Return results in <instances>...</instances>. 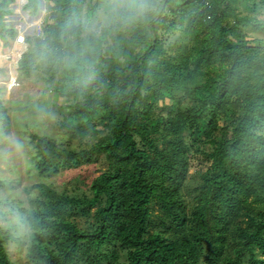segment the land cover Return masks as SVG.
Instances as JSON below:
<instances>
[{"label":"trees","instance_id":"1","mask_svg":"<svg viewBox=\"0 0 264 264\" xmlns=\"http://www.w3.org/2000/svg\"><path fill=\"white\" fill-rule=\"evenodd\" d=\"M100 1L106 2L95 0L87 12ZM13 2L0 0L4 46L16 36L1 27ZM51 2L40 31L55 37L85 0ZM152 2L145 23L116 33L91 80L60 75L56 93L74 102L57 128L70 143L96 141L64 147L31 134L41 176L99 156L107 167L91 181L90 195L43 183L25 189L27 199L15 209L29 229L30 264H264V50L240 32V26L264 31V24L236 13L238 5L253 10L264 0ZM37 3L26 0L23 8L34 15ZM178 27L185 44L171 54L164 38ZM35 39L25 37L28 45ZM34 62L29 48L18 68L29 76ZM56 73L52 67L47 75ZM0 124L7 134L1 100ZM197 155L208 167L188 188ZM12 211L0 208V216ZM10 241L18 242L0 227V264H11Z\"/></svg>","mask_w":264,"mask_h":264},{"label":"rangeland","instance_id":"2","mask_svg":"<svg viewBox=\"0 0 264 264\" xmlns=\"http://www.w3.org/2000/svg\"><path fill=\"white\" fill-rule=\"evenodd\" d=\"M103 1L97 3V6ZM26 0H14L9 5L11 14L1 21L3 30L13 29L26 35L30 39L36 38L37 26L42 25L47 19L48 11L52 5L51 0H38L36 13L31 14L30 9H24ZM95 4V0H85L83 10L87 11L89 5ZM96 6V8H97ZM252 7V5L250 4ZM236 13L239 15L254 17L264 24V6L256 4L254 9L238 5ZM240 32L246 40H253L255 44L261 41L264 50V31L253 30L250 26H240ZM9 45L4 46V40L0 37V69L5 74L0 75V100L7 110L10 119V130L7 134L2 131L0 124V201L4 203L0 208L9 211L0 216V227L7 229L18 240L5 244V250L11 264H30L25 257L28 242V227L22 222L21 215L17 212L16 202L27 199L25 189L34 184L43 183L53 187L56 191L68 195H90L91 181L107 167V161L103 156L97 157L92 163L83 165L77 169L63 170L58 173L41 176L34 168L36 150L31 134L45 136L56 144L64 147H75L81 143L94 142L98 137L76 139L68 142L67 137L57 128V122L69 115L66 108L74 102L70 97L56 93L61 83L60 75L56 73L53 78L48 77L47 72L53 66L39 67L34 62L29 76L24 75L18 68L21 56L30 48L27 43L17 45L14 39H8ZM164 47L171 54L180 51L185 41H181L180 29L164 38ZM49 78L46 81V78ZM166 104H170L168 99ZM159 105H162L161 102ZM158 111V110H156ZM47 113L41 118V114ZM165 114V112H162ZM9 133H14L21 141L20 150L10 149L6 139ZM264 133V129H262ZM208 167V162L201 155H197L190 161V169L187 175L186 185L192 188L199 183V174ZM32 191L30 196H35ZM191 196L186 199L190 201ZM84 223V222H83Z\"/></svg>","mask_w":264,"mask_h":264},{"label":"clouds","instance_id":"3","mask_svg":"<svg viewBox=\"0 0 264 264\" xmlns=\"http://www.w3.org/2000/svg\"><path fill=\"white\" fill-rule=\"evenodd\" d=\"M154 8L152 0H106L92 13L81 10L55 37L37 32L29 45L31 54L37 66L51 65L67 79L87 82L95 75L101 54L114 49L116 33L141 26ZM44 115L48 114L41 118ZM6 139L10 149L22 148L14 133Z\"/></svg>","mask_w":264,"mask_h":264},{"label":"built area","instance_id":"4","mask_svg":"<svg viewBox=\"0 0 264 264\" xmlns=\"http://www.w3.org/2000/svg\"><path fill=\"white\" fill-rule=\"evenodd\" d=\"M39 31H40V25L37 26V32ZM25 37L26 35H23L22 33L17 32L16 36L14 37V41L12 42H17V44L19 45H24L26 43Z\"/></svg>","mask_w":264,"mask_h":264},{"label":"bare ground","instance_id":"5","mask_svg":"<svg viewBox=\"0 0 264 264\" xmlns=\"http://www.w3.org/2000/svg\"><path fill=\"white\" fill-rule=\"evenodd\" d=\"M16 44H17V42H15ZM17 45H19V44H17Z\"/></svg>","mask_w":264,"mask_h":264}]
</instances>
